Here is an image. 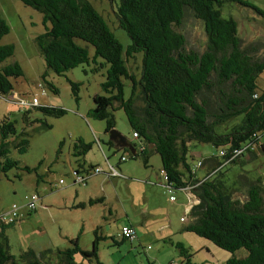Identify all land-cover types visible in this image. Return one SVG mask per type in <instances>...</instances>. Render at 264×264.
Returning <instances> with one entry per match:
<instances>
[{
  "label": "trees",
  "instance_id": "16d2710c",
  "mask_svg": "<svg viewBox=\"0 0 264 264\" xmlns=\"http://www.w3.org/2000/svg\"><path fill=\"white\" fill-rule=\"evenodd\" d=\"M21 1L43 14L45 31L37 35L36 42L47 68L62 75L89 62L88 46L77 40L92 45L94 58L99 56L109 64L107 78L102 83L106 94L94 96L90 114L105 121L107 133L116 127L113 112L123 109L133 137L134 133L139 135L134 139L152 145L175 190L195 185L193 193L199 202L189 210L191 220L185 229L229 252L247 251L241 257L234 254L228 264H264L262 178L259 175L251 180L245 200L232 196L222 178L230 166L236 165L237 159L246 156L250 149L259 146L264 151V141L261 140L264 88L258 83L264 72V55H257L253 49L242 45L238 21L232 15L225 16L223 7L225 2H237L263 17L264 11L248 0H119L115 14L119 26L131 39L125 50L103 15L89 0ZM188 11L204 23L208 41L202 52L187 49V37L180 31ZM9 32L8 21L0 16V41ZM15 50L14 43H0V95L4 97L14 89L12 78L25 74L17 61L2 65L15 54ZM139 52H143V58L141 73L137 75L130 70L128 59ZM48 74L47 69L43 74L44 81L57 92V88L45 80ZM124 80L131 86L128 98L125 97ZM69 83L76 100H79L80 83L70 79ZM31 107L54 117L66 113V109L59 106L39 104ZM37 121L46 128L52 126L47 119L37 118ZM0 129V157L6 158L1 162V170L6 174L10 167L16 166L27 172H37L38 167H20L18 160L8 157L12 145L21 152L29 145L27 137L10 140L17 135L15 121L3 119ZM194 141L228 151L236 147L242 153L233 160H228L229 154L212 156L207 159L210 172L198 178L187 160L189 146ZM92 145L77 140L74 154L79 163ZM140 153L147 166V149L144 147ZM223 165L228 166L222 169ZM38 177L42 179L39 173ZM103 200L104 197L93 198L89 204ZM6 226L9 225L0 228V264H48V259L55 253L52 249L38 255L30 250L16 259L9 252ZM94 233L92 250L81 249L77 239H72V247L56 251L58 264H76L74 256L77 252L90 262L95 257V264H103L97 254L98 228ZM177 243L186 258L184 264H190L188 249L182 242ZM47 254L50 256L46 257Z\"/></svg>",
  "mask_w": 264,
  "mask_h": 264
},
{
  "label": "rangeland",
  "instance_id": "374dc122",
  "mask_svg": "<svg viewBox=\"0 0 264 264\" xmlns=\"http://www.w3.org/2000/svg\"><path fill=\"white\" fill-rule=\"evenodd\" d=\"M89 1L103 15L126 50L131 39L119 26L115 14L119 0ZM248 1L264 11V0ZM223 12L225 16L232 15L238 21V34L242 45L253 49L257 55H264V17L237 2H225ZM0 16L10 25V32L0 43H14L16 46L15 54L7 58L2 65L17 61L26 70L24 76L12 78L14 88L30 100L36 96L37 91L40 90L43 94L45 89L48 95L40 99V106H59L66 109L64 115L54 117L44 114L36 107L21 106L0 95V123L5 118L15 121L17 135L10 137V140L19 141L23 137L29 139V145L22 152L12 145L8 157L18 160L20 167L24 165L40 167L43 164L42 172H45L40 179L37 175L39 169L37 172H27L12 166L5 174L1 170V162L6 158L0 157V210L7 209L13 203L23 204L20 210L22 220L4 228L8 237L9 252L16 259L19 260L23 253L30 250L38 255L52 249L55 253L51 259H48V264H58L56 251L72 247V239H77L81 249L92 250L94 231L97 228L100 235L97 254L103 264H149V262L184 264L186 258L177 245L179 241L191 254L190 264H228V260L234 254L238 257L247 254L245 249L229 252L194 232L182 231L181 217L188 218L187 223L191 220L189 211L185 210L184 205L179 204L185 201L184 193L182 190H175L174 194L179 202L174 206L166 201L168 193L161 185L165 182V177L161 174V157L150 147L152 145L147 149L149 156L147 166L142 156L128 158L121 164L124 177L108 179L105 174H99L91 177L86 185L71 184L74 179L72 168L77 167V157L69 155L68 149L69 147L73 149L79 137L97 144L93 134L95 132L103 139L105 151H109L106 142L110 135L105 133V121L96 119L90 114L94 107V96L98 93L106 94L102 83L107 78L109 64L99 56L94 58L95 49L92 45L77 40L79 44L88 46L89 62L59 75L47 68L36 42L37 35L45 31L43 14L25 5L21 0H0ZM180 31L187 37V49L199 52L206 49L208 38L204 23L191 12L186 13ZM142 58L143 52H139L128 59L130 70L137 75L141 73ZM47 69L49 74L45 80L51 82L57 88V92H54L53 88L44 81L43 74ZM69 79L80 83L79 100H76L72 92ZM124 81L125 97L128 98L131 94V86L127 80ZM38 82L44 87H39ZM258 83L264 88V72L260 75ZM113 113L116 120L115 129L127 139L133 140V130L124 110L117 109ZM37 118L47 119L52 125L51 128L43 126ZM1 140L0 129V142ZM261 140L264 141V132ZM96 144L89 150L88 158L105 166L102 153ZM61 148L63 157L61 153L57 154ZM219 150L220 147L209 143L194 141L190 144L187 160L198 173V178H203L210 172L207 159L217 156ZM124 152L122 149L116 152L112 156V162H117ZM237 160L238 163L230 166V170L222 178L231 190L232 196L245 200L251 180L260 175L264 183V151L256 146L250 149L246 156ZM41 161L43 163H40ZM200 161L203 165L197 167ZM242 161L244 163L240 165ZM228 165H223L222 169ZM60 178L65 179L70 185L55 187ZM50 186L54 187L53 190ZM36 191L42 195V200H39V206L35 210H29L24 205L25 197ZM77 191L82 198L86 199L87 194L91 193L93 196L105 195L107 201L86 207H75L73 202ZM130 219L138 226L141 225L142 220H149L152 222V228L165 225L170 220L171 227L167 226L164 232L169 230L173 235L167 239L146 238L141 242L137 238L132 242L123 240L121 227L129 223ZM48 256L50 255L47 254L46 257ZM74 257L76 264L96 263L95 257L90 262L80 252Z\"/></svg>",
  "mask_w": 264,
  "mask_h": 264
},
{
  "label": "crops",
  "instance_id": "0c3cea01",
  "mask_svg": "<svg viewBox=\"0 0 264 264\" xmlns=\"http://www.w3.org/2000/svg\"><path fill=\"white\" fill-rule=\"evenodd\" d=\"M4 18V17H3ZM24 68V67H23ZM24 72L26 73V70H25V68H24ZM39 83V82H38ZM34 86V85H33ZM21 91H18V90H16L15 88L11 91V93L8 95V97L9 98H11V97H23L21 94ZM36 96H34V98H37L38 99V102L40 103L41 101H40V99L43 97V96H45V95H48L47 94V92L46 93H41L40 92V90L39 91H37L36 93ZM106 133V132H105ZM110 136H111V133H110V131L109 132H107ZM93 134H94V139H95V141L97 142V144L94 142V141H92V140H86V139H84V138H82V137H79L78 139H82V140H84L85 142H91L93 145H92V148L94 147V145L96 144V146H97V148L99 149V151L102 153V156H103V159H104V161H105V166H103V165H101V164H99V163H97V162H94V161H92V160H90L89 158H88V154H89V151L83 156V158L81 159V162L79 163V161H78V158L76 159V161H77V167L76 166H74L73 168H72V170H73V172H74V170H77V169H80L81 171H85L86 169H89V167H92V166H100L101 168H102V172L101 173H99V174H105L106 175V177L108 178V179H112V178H116V177H124V175H123V173H122V171H121V164L123 163V162H125V161H127L128 160V158H134V157H139L140 155H141V153H140V151H141V148L143 147H145L146 149H148V146H150V145H146V144H144V143H141V141H139L138 139H134V137H133V140H129V139H127L123 134H121L120 132H119V134L117 135V137L115 138V139H111L110 137H109V139H108V141L106 142L107 143V145H108V150L109 151H105V149H104V147H103V144H104V141H103V139L101 138V137H99L98 135H96V133L95 132H93ZM109 141H110V143H109ZM77 142V141H76ZM75 142V143H76ZM75 143H74V145H73V149L71 150V147H69V149H68V153H69V155H75L74 153H75ZM95 143V144H94ZM133 143H137V146H133ZM151 148H153L152 146H150ZM91 148V149H92ZM90 149V150H91ZM114 149V151H111V150H113ZM124 150L125 152L124 153H122L121 155H120V157H119V159H118V161L117 162H112V156L116 153V152H118V151H120V150ZM62 151H63V149L61 148V149H59V151L57 152V154H59V153H61V156L63 157V155H62ZM112 152V153H111ZM60 155V154H59ZM123 156H125V157H127V159L125 160V161H123L121 158L123 157ZM77 157V156H76ZM40 163H43V161H41ZM79 164H81V165H83V166H80V168H79ZM113 165L114 167H116L118 170H120L121 171V173H122V176H116V177H111L108 173H109V170H110V166L109 165ZM43 165V164H42ZM42 165H40V167H38L39 168V174L41 175V176H43L44 175V173L45 172H42L43 171V166ZM25 166V165H24ZM23 167V166H22ZM47 170V169H46ZM48 170H50L49 168H48ZM72 172V173H73ZM99 174H95V175H99ZM37 175H38V173H37ZM95 175H92L91 177H93V176H95ZM198 175V173H196V176ZM18 176H20V175H18ZM91 177H89V179L91 178ZM89 179H88V181H89ZM88 181H87V183H88ZM86 183V184H87ZM65 185H70V183H64ZM63 184V185H64ZM71 184H74V179H73V181L71 182ZM86 184H84V185H86ZM63 185H61V186H63ZM161 185L164 187V189H165V192L166 193H168V191H167V181H166V179H165V182L164 183H161ZM60 186V187H61ZM182 192L184 193V197H185V201L184 202H179V199L176 197V200H174V201H172V200H170L169 199V196H170V193H168V197H167V199H166V201L167 202H169V204H172L173 206H174V204H178V202H179V204H182V205H184V208H185V210L186 211H189L188 210V207H187V201H188V195H187V192L186 191H184V190H182ZM41 195V194H40ZM98 197H104V200L102 201V202H105V201H107V199H106V196L105 195H101V196H93V194H91V193H88L87 194V198L85 199V198H82L81 196H80V194L78 193V191L76 192V197L74 198V204H73V206H77V207H86V206H91V205H94V204H96V203H100V202H96V203H94V204H89V201H90V199H93V198H98ZM40 200H42V195H41V199ZM21 205H23V204H21ZM80 205H83V206H80ZM38 206H39V203H38ZM37 206V207H38ZM0 211H2V210H0ZM184 216H182L181 217V222H183V226H182V231L183 232H185V231H188V230H186L185 229V226H186V224H187V220H188V218H186L185 220H182V218H183ZM22 220V219H21ZM20 220V221H21ZM19 221V222H20ZM18 222V223H19ZM151 221H149V220H142V222H140V226H138V224L136 223V222H133V220H131L130 219V222L129 223H125V224H131L132 226H134L135 227V229H136V232H137V239L139 240V242H141L142 241V239H146V238H163V239H167V238H170V235H173V232L171 233V231H167V232H164L166 229H167V226H170L169 224H171V221L169 220L168 222H167V224H165V225H162V226H159V227H157V228H152V226H151ZM124 224V225H125ZM171 227V226H170ZM122 239H124V238H122ZM128 240V239H127ZM171 240V239H170ZM130 241V240H129ZM130 242H132V241H130ZM180 242V241H179ZM170 264V263H169Z\"/></svg>",
  "mask_w": 264,
  "mask_h": 264
},
{
  "label": "built area",
  "instance_id": "2783aa9c",
  "mask_svg": "<svg viewBox=\"0 0 264 264\" xmlns=\"http://www.w3.org/2000/svg\"><path fill=\"white\" fill-rule=\"evenodd\" d=\"M39 87H44L41 82L38 83ZM43 93H46V90L43 89ZM9 100H12L13 102L21 105V106H37L39 105L38 99L33 98V99H27L25 97H11L9 98L8 96L6 97ZM139 135L137 133H134V137H138ZM143 149V147L141 148ZM242 153V150L239 148H233L231 151H228L227 149H220L219 155L224 156L229 154V159L228 160H233L236 157H238ZM123 161L127 159V157L123 156L121 158ZM202 161L197 163V167L202 166ZM110 170H109V175L111 177H116V176H122V173L120 170H118L116 167L113 165H109ZM103 170L100 166H93L89 169H86L85 171H81L80 169L74 170L73 175H74V184H86L89 177L95 174L101 173ZM161 174L165 177L167 181V191L170 193L169 199L174 201L176 200V196L174 194L175 188L173 187V184L168 181L167 175L164 170H161ZM66 182L65 179L60 178L58 183L55 185V187L61 186ZM195 185H189L187 187H183L182 190L187 192L188 195V210H191V208L194 206V204L199 202V199L196 197V195L193 193V188ZM53 186H50V189L53 190ZM26 202L25 206L29 210H35L38 206L39 200L41 199V195L38 191L27 194L26 195ZM23 205H19L18 203H13L10 207L7 209H4L0 211V228L4 225H11L19 222L22 219V214L20 212L21 208ZM186 217H183L182 220H185ZM121 237L128 239L130 241H133L137 238V232L134 226L131 224H125L121 227ZM173 264V263H171Z\"/></svg>",
  "mask_w": 264,
  "mask_h": 264
},
{
  "label": "water",
  "instance_id": "95a60500",
  "mask_svg": "<svg viewBox=\"0 0 264 264\" xmlns=\"http://www.w3.org/2000/svg\"><path fill=\"white\" fill-rule=\"evenodd\" d=\"M110 133H111V136H110L111 139H115L117 135L119 134L117 129H112Z\"/></svg>",
  "mask_w": 264,
  "mask_h": 264
}]
</instances>
